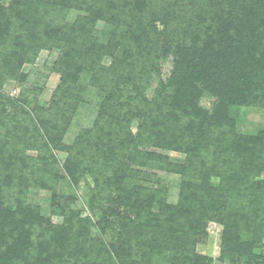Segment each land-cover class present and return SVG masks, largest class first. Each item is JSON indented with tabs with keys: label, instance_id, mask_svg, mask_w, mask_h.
<instances>
[{
	"label": "rangeland",
	"instance_id": "374dc122",
	"mask_svg": "<svg viewBox=\"0 0 264 264\" xmlns=\"http://www.w3.org/2000/svg\"><path fill=\"white\" fill-rule=\"evenodd\" d=\"M14 1L0 0V164H3V157L14 153L8 140L18 141L24 147V155L40 159L41 163L36 167L40 180L28 186L25 197L53 228L49 233L58 236V253L67 256L64 257L66 261L56 258L49 264H120L123 246L127 249L132 245V259L139 262L143 252L149 249L151 240L157 242L162 256L158 262L151 260L152 264H193L192 259L196 257L201 258L202 263L205 262L202 257H208L211 264H235L239 259L264 252L263 236L249 255L239 256L235 261L222 258L223 236L229 225H240L247 219L264 214V32H244L247 24L264 29V21L259 20L264 8H258L264 0H238L236 12L245 24L241 30L233 27L228 34L218 33L219 27L223 29L226 22H219L223 17L217 0H164L165 12L174 14L172 17L179 12L180 19L174 20L170 15V18H164L166 14L152 21L151 27L148 17L143 15L131 20L135 31L139 32L138 27H141L145 34V29H155L163 41L165 35L175 38L182 16L187 15L182 21L186 25V20L190 22V18L201 14L204 9L209 11L208 22L203 25L204 37L205 34L216 36L227 49L235 48L241 42L246 48L250 46L248 56L237 58L239 62H224L221 69L214 58L210 62L217 74L222 66H226L224 69L241 81V85L228 86L232 91L230 96L224 93L227 99L217 90L207 88L203 80L191 82L199 91L197 106L202 112L217 111L220 107L225 110L222 117L227 120L216 125L213 134L196 144V150L193 149L190 155L184 148L189 144L181 145L180 150L175 149L185 141L181 134L174 138L175 143H171L169 148L156 146L158 139H153L147 150L162 156L161 167L131 163L129 168L136 177L134 183L142 191L140 201L131 194L132 190L127 194L120 193L118 176L112 173V180L108 179L111 174L106 173L104 163V157L109 158L106 143L97 140L95 135H84V130L92 126L98 113L95 109L98 92L91 86L94 85L92 73L97 72V67L98 72L100 69L105 75L112 69L118 71L123 67L127 70L133 64L132 60L139 68L143 60L144 51L125 59L124 43L117 45L122 43V39L110 32L114 26L113 21L109 22L112 15L125 16L134 8L136 0H28L26 13L33 22L29 30L19 27L12 18ZM144 2L149 4L150 0ZM64 4L70 6L67 13H63ZM89 17L92 22L87 20ZM41 34L42 41L37 45L35 40L40 39ZM258 37H261V44L255 49L253 44ZM136 41L132 38L129 44L135 50ZM22 42H25L24 47ZM213 44H208L211 51L218 48L215 49ZM150 48L145 55L152 57L157 51ZM160 48L157 70L141 79L148 98H152L159 88L164 97L172 95L175 88L171 83L175 71L174 55L167 53L161 45ZM201 68L209 66L202 65ZM67 72H71V76ZM65 80L66 86L63 87ZM69 85L77 86L85 104L78 106L77 112L51 121L52 113L56 114L54 105L69 102L72 98L73 91L66 95L63 93ZM236 87L239 96L235 92ZM14 102L22 105L31 117L17 109ZM41 122L60 125L56 128L61 131L60 141L51 148L61 168L67 157L77 162L83 157L79 152L87 154L84 162H77L80 169L86 170L78 186L68 180L60 181L59 185L46 181V178L43 181L47 170L41 159L47 147L42 140L43 134L35 129ZM131 125L136 132L138 121ZM82 133L83 138L77 140ZM76 140L81 145L78 149ZM71 147L76 149L72 154ZM95 152L104 156L99 159L100 163L91 158L93 155L97 157ZM49 171L51 174L56 172ZM57 173L60 174L59 171ZM96 180L99 186H96ZM121 184L124 188H133V182L131 185L129 180ZM89 186L99 192L98 203L97 198L94 199L98 220L97 214L91 211ZM8 203L12 207L18 205L14 197ZM141 205L147 207L146 217L151 215L155 221L152 224L157 222L158 226L149 228L144 242L137 245L132 237H135L137 215L143 208ZM43 226L48 227L46 224ZM74 252L79 254L78 259H74ZM17 260L25 263L21 258Z\"/></svg>",
	"mask_w": 264,
	"mask_h": 264
},
{
	"label": "trees",
	"instance_id": "16d2710c",
	"mask_svg": "<svg viewBox=\"0 0 264 264\" xmlns=\"http://www.w3.org/2000/svg\"><path fill=\"white\" fill-rule=\"evenodd\" d=\"M163 1L164 0H150L149 4H147L144 0H136L134 8H131V11L127 12L125 16L120 15L114 17L112 15L110 18L109 22L113 21L114 25L110 32L122 39V43H118L117 45H122L124 43L125 59H127V57H133L134 54L138 55L144 51L142 56L143 60H141L138 66L139 68L135 66L136 61L132 60L131 62L133 64L129 69L125 70L123 67L118 71L112 69L106 75L100 69L98 72V67L97 72L92 70L94 71L92 73V83L94 85L91 86H94L98 92V106L95 108L98 113L92 126L84 130V135H95L97 140L106 143L105 145L107 146L106 154L107 156L109 155L108 159L96 152L97 157L93 155L91 158L93 160L96 159V161L100 163L99 159L104 157V163L107 168L106 173L109 175L111 174V177L108 178L109 180H112V175L114 174V176L119 177L121 183L129 180L132 185L133 182V188H124L122 184L119 183L121 189L120 193L127 194L132 190L131 194L137 198V201L138 199L139 201L141 200L140 196L142 191L134 183L136 177H134L135 174H133L129 168L132 165L131 163H139L142 166H151L155 168H159L163 164V158H161L162 156L160 154L147 150L151 140L158 139L157 142H155L158 144L156 146L169 148L171 143L175 141L174 138L177 139L176 137L179 136L178 134H181L185 141L180 144L177 143L179 145L175 144L177 145L175 149L180 150L182 149L181 145L189 144V147L184 148L190 155L193 149L196 150L197 147L194 148L196 144L201 143L202 140H205L204 138H208L213 134V131H216V125L222 124L227 120L226 117H222L225 113L222 107L217 111L215 109L213 112H202L200 110L197 106L199 91H196L195 85H191V82L193 80H203L207 83V85H205L207 88L217 90L221 96L227 99L224 93L230 96V91H232L228 86L241 85V81L236 77H232L230 73L224 69L226 66H222L223 69L220 71V75L217 74L216 69L212 64L210 65V62H212L214 58L215 61L219 63V69H221L220 66L224 62L230 63L234 62V60L238 61L237 58L244 55L245 57L248 56V51L250 49V46L247 48L244 47V45H242L243 42L235 48L229 47L227 49L222 43L218 42L216 36L205 34L204 37L205 27L203 25L206 21L208 22L209 15V11L204 9H202L201 14L190 18V22L186 20L188 23L186 25L182 23V21L187 18L186 14L182 16V21H180L181 24L173 21L179 24V30L175 34V38L165 35V39L161 41L158 37V31L151 28L145 29V34L142 33L143 28L141 27H138L139 32L138 30L135 31L131 20L133 21L135 18L140 17V15L148 17V24L151 27L152 21L162 18L167 14L163 8H166ZM14 2L15 8L11 10L12 18L16 20L19 27H27V30H29L30 27L33 26V22L27 17L26 13L28 0H15ZM46 2L49 4L48 1ZM64 3L68 4L65 1ZM65 4L64 8H62L63 13H67L70 10V6ZM217 4L219 5V12L223 17V20L219 19V22H226V25L222 26L223 29L220 28L221 26L219 27L220 31L218 33L228 34L233 30V27L241 30V26H244L245 21H243L241 17H239L238 12H236V6L239 4L238 0H217ZM258 4H260V2H258ZM258 8L262 10L264 4L261 3ZM137 11L140 12L136 13ZM175 14H177L174 16L175 18L171 16L174 14L170 13L169 15L174 20L180 19L181 13L177 12ZM169 15L167 14L164 18L169 17ZM89 19L87 20L92 22V18L89 17ZM164 20L166 23V19ZM259 20L264 21V9L261 11ZM200 21H203L202 24ZM167 26L168 24H166V27ZM51 27L52 26L48 25L49 29H51ZM49 29H47L48 32L50 31ZM261 30L264 32V29L260 26L255 28L247 24L244 32L255 34V31L259 33ZM213 31L215 32V30ZM22 37H19V39ZM42 38L43 34H41L40 39H33L35 43L39 45ZM132 38L137 39L136 50L132 46H129ZM24 43L25 42H22V47H24ZM212 43H214L213 47L215 49L218 47L215 51H211L208 47V44ZM260 44L261 37H258L255 39L253 47L257 49ZM160 45L163 48L165 47L167 53L174 55L175 71L171 78V83L175 88H173V94L171 95L168 93L170 95L166 97H164L165 95L161 96L162 89L159 88L152 98H148L141 79L145 75L150 76L153 71L155 72V70H157L156 62L159 58L160 50H162ZM148 47L150 50L157 51L153 52L152 57L145 55V51L149 50ZM231 50H233V52H231ZM262 54L264 56V52ZM202 65L209 66V68L202 69ZM233 66H235L234 63ZM67 74L71 76V72H67ZM210 83L220 85H210ZM64 86H66V80L63 83V87ZM71 91H73V94L69 102L65 101L62 104L54 103L56 114L52 113L51 121L62 119L68 115V113L70 114V112H77L78 106H84L85 98L77 91L76 85L65 87L63 93L66 95ZM235 92L237 96L240 95L237 87ZM177 93L182 94L177 95ZM167 97L171 99L167 100ZM14 103L17 109H22L24 111L22 105L18 102ZM26 115L31 117L28 112ZM27 118L26 116V119ZM135 120L138 121L136 132L132 130L131 125ZM58 126H60L58 123L53 125L41 122L35 127L37 132L43 134L44 139L42 138V140H45L47 147L46 154L41 159L45 165L44 169L47 170L43 175V181L46 178V181L54 182L59 185L60 181L68 180L72 184L78 186L80 177L84 175L86 170L80 169L77 162H84L87 158V154L85 152H79L83 157L79 158L77 162L67 157L61 168L59 166V159L55 153L53 154L51 148V146L54 147V145L58 144L61 138V131L56 129ZM166 134L170 137L168 138ZM84 135L82 133V135L76 139L80 140ZM165 135L166 137L164 138ZM77 140L76 149L81 146L78 144ZM8 142L13 146L14 153L3 157V164H0V264H21L17 260L20 258L24 260V264H49L56 258H63L61 260L66 261L67 256L63 253L59 254L57 251V246L60 242L57 240L58 236L49 233L53 228L47 224L43 217L39 216L38 210L35 206L28 203L25 197V194L28 193V186L31 184L34 185L40 180L37 177L36 168L37 164L41 163L40 159L38 160L34 159L32 156L24 155V147L18 141L8 140ZM69 149H72L71 154L72 151L75 152L74 150H76L73 147ZM50 152L52 154H50ZM187 161H184V164L187 163ZM49 170H54L56 172L55 174H51ZM57 171H59L60 174L57 173ZM100 172L106 175L105 172ZM126 172L127 174H124ZM96 186H99L97 180ZM88 190L91 197V211L96 215L98 212H96L97 208L94 206V199L96 197L98 203L99 192L90 188V186ZM127 196L129 197V195ZM12 197L16 198L18 201V205L15 207H12L8 203ZM127 205H129V202ZM142 205L141 207H143ZM146 208L147 207H143L141 209L140 215H137V223L135 221V237H132V241L137 243V245L144 242L145 236L149 234V228L158 226L157 222L156 224L154 223L155 225L152 224V222L155 221L151 215L146 217L144 213ZM43 224H46L48 227L43 226ZM263 236L264 214L260 217L247 219L240 225L231 223L223 236L222 258L224 260L229 258L235 261L239 256L245 257L249 255L254 244L259 242ZM132 246L128 247L129 250L128 248L125 249L123 246L121 257L119 256L121 260L120 264H141L145 262L152 264L151 260L158 262V259L162 257L161 253L158 251L157 242L155 240H151L148 244L149 249L143 252V257L139 262L132 259ZM78 256L79 254L74 252V259H78ZM259 257L260 254L256 256L250 255L246 258L237 260L235 264L242 261L251 263ZM200 259L201 258L197 257L196 259H192L194 261L193 264H211V259L208 257H202V261L203 259L205 260L203 263ZM13 261H15V263H13Z\"/></svg>",
	"mask_w": 264,
	"mask_h": 264
},
{
	"label": "built area",
	"instance_id": "2783aa9c",
	"mask_svg": "<svg viewBox=\"0 0 264 264\" xmlns=\"http://www.w3.org/2000/svg\"><path fill=\"white\" fill-rule=\"evenodd\" d=\"M237 264H264V252L260 253V257L256 259L255 261H252L251 263L242 261Z\"/></svg>",
	"mask_w": 264,
	"mask_h": 264
}]
</instances>
